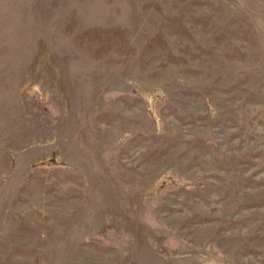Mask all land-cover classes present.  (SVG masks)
<instances>
[{"label": "rangeland", "instance_id": "rangeland-1", "mask_svg": "<svg viewBox=\"0 0 264 264\" xmlns=\"http://www.w3.org/2000/svg\"><path fill=\"white\" fill-rule=\"evenodd\" d=\"M0 264H264V0H0Z\"/></svg>", "mask_w": 264, "mask_h": 264}]
</instances>
